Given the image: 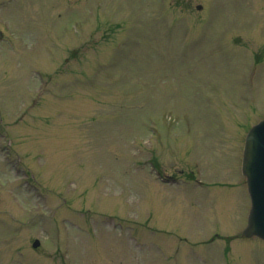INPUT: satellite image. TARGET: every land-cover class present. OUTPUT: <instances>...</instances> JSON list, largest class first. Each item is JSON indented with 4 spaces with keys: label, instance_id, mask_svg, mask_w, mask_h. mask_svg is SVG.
<instances>
[{
    "label": "rangeland",
    "instance_id": "374dc122",
    "mask_svg": "<svg viewBox=\"0 0 264 264\" xmlns=\"http://www.w3.org/2000/svg\"><path fill=\"white\" fill-rule=\"evenodd\" d=\"M0 32V264H264L244 185L156 177L243 179L264 0H0Z\"/></svg>",
    "mask_w": 264,
    "mask_h": 264
},
{
    "label": "water",
    "instance_id": "95a60500",
    "mask_svg": "<svg viewBox=\"0 0 264 264\" xmlns=\"http://www.w3.org/2000/svg\"><path fill=\"white\" fill-rule=\"evenodd\" d=\"M242 171L247 176L251 210L242 235L264 239V119L254 125L246 136Z\"/></svg>",
    "mask_w": 264,
    "mask_h": 264
}]
</instances>
